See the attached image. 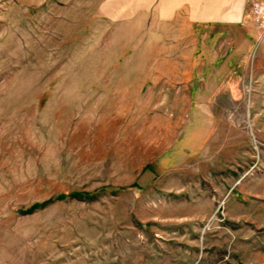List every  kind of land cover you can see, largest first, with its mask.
I'll return each mask as SVG.
<instances>
[{
  "label": "rangeland",
  "instance_id": "obj_1",
  "mask_svg": "<svg viewBox=\"0 0 264 264\" xmlns=\"http://www.w3.org/2000/svg\"><path fill=\"white\" fill-rule=\"evenodd\" d=\"M219 1L0 0V264H264V0Z\"/></svg>",
  "mask_w": 264,
  "mask_h": 264
},
{
  "label": "crops",
  "instance_id": "obj_2",
  "mask_svg": "<svg viewBox=\"0 0 264 264\" xmlns=\"http://www.w3.org/2000/svg\"><path fill=\"white\" fill-rule=\"evenodd\" d=\"M235 0H232L231 2H233ZM245 1L246 0H238L237 1V5H238V12L235 14V6H227L224 4H228L230 3L229 2H224V1H219V4L220 6L215 9H218L220 10L219 14H215V19L216 20H221V22H223L224 24H229V25H233V24H239L241 23L243 20H244V14H243V10H242V6L243 4H245ZM204 3L203 4H200L201 5V9L204 10L205 8H207L209 6L208 1H203ZM236 2V1H235ZM200 3V2H199ZM207 4V5H206ZM231 11V12H230ZM212 19V15L210 13H202L200 14V18H199V21H211Z\"/></svg>",
  "mask_w": 264,
  "mask_h": 264
},
{
  "label": "built area",
  "instance_id": "obj_3",
  "mask_svg": "<svg viewBox=\"0 0 264 264\" xmlns=\"http://www.w3.org/2000/svg\"><path fill=\"white\" fill-rule=\"evenodd\" d=\"M253 20L264 32V2H256L252 9Z\"/></svg>",
  "mask_w": 264,
  "mask_h": 264
}]
</instances>
